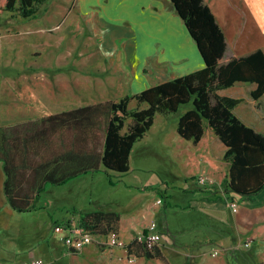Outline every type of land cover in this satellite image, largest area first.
Returning a JSON list of instances; mask_svg holds the SVG:
<instances>
[{
  "label": "crops",
  "instance_id": "obj_1",
  "mask_svg": "<svg viewBox=\"0 0 264 264\" xmlns=\"http://www.w3.org/2000/svg\"><path fill=\"white\" fill-rule=\"evenodd\" d=\"M76 1L79 7L93 18L90 20L93 27H99V25L105 27H120L112 28L115 30L112 34L113 38L116 36L130 37L131 33H133L131 27H156L153 28L154 30H157V27H165L172 34L171 38L177 39L175 41L176 46H187V48L192 49L195 54V57L192 59L195 61L192 63L184 50L183 52L185 54H180L182 57H179L180 59L177 63L167 66L168 71H165L161 80H153L150 77L152 74L150 73L152 65H154L153 68L156 70L159 69L160 64H164V62L159 61V59H157L155 64L152 63L151 68L146 67L144 65L145 63H141L140 66H133V63L127 60L125 63L123 62L127 67H125L121 75L116 76V79H120L122 76L125 77L126 80H132L133 82L129 85L127 84L125 87H118L116 89L117 91H114L115 93H120L118 89L123 91L121 92L123 96L129 93H137L148 86L190 73L204 66V61L199 49L189 34L183 20L175 11L171 0ZM204 1L211 8L217 23L225 35L227 45L225 53L221 58L222 63L234 57L246 55L256 49H261L264 52V19L261 17L264 16V0H258L259 4H257V0ZM261 5L262 7H259ZM117 6H122V9L119 13L115 14L114 11ZM102 7L110 8L109 15L101 11ZM171 42L174 43V41ZM126 43L128 45L129 40H127ZM113 51L114 47L112 48V52ZM30 68L29 66L28 69ZM24 71L25 73L19 74L17 79L29 77V86H37L38 95L34 94L33 91L36 87L29 90L10 89L9 92L11 95H14L9 97V101L16 104L21 100L23 101V98H25L28 100V103L37 101L35 103L40 109H47L48 101L40 97L39 92L47 90L45 93L49 91L54 94L58 92L55 91L57 89L52 87L51 90H49L46 88L44 82L47 76L46 72ZM58 77L62 78L63 75ZM51 79L57 80V74L51 77ZM103 79H107V76L103 77ZM35 80L42 81V83L35 84L33 82ZM73 81L76 82V77L73 78ZM55 85L58 86L56 83ZM253 85L255 86L254 83ZM226 89L227 88L219 90L218 93L243 99L240 103H243L244 100L245 102L247 101L239 95L225 94L224 92ZM261 97L259 99H254L250 96L248 102L256 106L257 103H260ZM55 100L56 99L53 101ZM105 100L111 99L101 98V100L98 101ZM96 102H90L84 105ZM144 105L146 106V104H141L139 106L143 107ZM238 105H236L235 108ZM77 107H80V105L65 108L63 110H55L54 112H50L49 110L47 114L37 119L34 117L22 120L18 119L12 123L0 125V127L16 125L26 122L27 120L29 121V119L39 120L49 114H55ZM190 107L191 106L181 110V113ZM245 122L253 127L250 122ZM163 124L164 126H161L157 130V136H164V131L167 128V124L164 120ZM153 125L151 127H153ZM183 139L185 140L186 138ZM186 140H188V143L185 141V144L187 143V146L190 147L189 150L196 153L197 157L193 158L194 161H192L190 157L185 164L187 166L192 161V166L189 167H195L196 169L189 170V167H187L185 171L173 174L172 178L174 179L170 182L172 186L178 183V185L174 187L182 189V191L185 192L186 202L175 200L173 197L174 194L172 193L173 191L171 192L169 189L170 186L167 184L169 183L167 180L154 177L155 180H148L139 190H131L132 193L130 197L138 198L140 200V207L135 212H132L130 217H123L122 213L117 209L107 208L99 200H96L95 205L97 206L90 208L89 211L102 210L118 212L119 224L115 233L126 244L132 241L138 232L145 230L150 222L154 221L153 216L160 210V206L162 205H165L162 206L163 208H166L167 205L169 207H179L191 212L195 211V215L190 217L192 226H194V229H197L195 234H192L190 238L186 237L184 234L175 235L176 231L175 233L171 232L170 235V230H168L166 226L160 228L157 226L160 235L158 246L163 256L161 258L136 257V260L131 264H264V186L259 192L253 195H241L228 188L229 162L224 158L226 146L211 128H205L201 139L197 143L193 142L192 139ZM160 141L162 143L163 139H160ZM29 172L30 170H24L23 173L25 176H29ZM88 172L71 178L65 183L51 184L49 189L45 188V190L39 193L34 192L33 195L35 197L38 194L36 202L37 208L29 211H18L9 204L6 197L4 190L6 175L3 168V161L0 160V264H30V262L35 259L42 260L46 264H55V261L59 262L60 260L57 259H61L65 253L80 255L85 250H90L91 247H95L96 245L107 249L110 248L98 241H104L111 231L108 233H95L94 236L97 242L95 241L86 245L80 252L68 253L66 252L67 249L64 242L61 240L63 233L55 232L53 229L56 224H65L70 221L78 223V220L69 219L68 214L66 216L63 214L57 215L62 218L53 217L54 214L51 215L48 211L50 205V202L47 201L49 194L48 190L54 188L52 186L63 188L70 183L71 185H77L82 182L84 178H88L86 176H93L96 170ZM110 172L114 171H109L108 173ZM119 174L121 173H118V175ZM200 175H205L213 179V185L199 184L197 182V177ZM143 188L148 190L145 191ZM161 191L166 195L161 196V203L157 204L156 201L159 199L158 194ZM148 192H152L153 197L149 194L141 198V194L144 195V193ZM42 197L44 200H40ZM144 198H146V201L142 200ZM230 201L237 204V211L231 209L229 205ZM33 223L35 225H33ZM38 223L43 227L38 226ZM48 223H50L49 226ZM182 230L185 231V229ZM248 239H250V245L246 248L241 247L242 243ZM113 247L115 248L113 250H116L115 252L117 254L119 252L124 253L122 251L124 247ZM57 251L62 252L61 257ZM214 252L216 253L213 254Z\"/></svg>",
  "mask_w": 264,
  "mask_h": 264
},
{
  "label": "rangeland",
  "instance_id": "obj_2",
  "mask_svg": "<svg viewBox=\"0 0 264 264\" xmlns=\"http://www.w3.org/2000/svg\"><path fill=\"white\" fill-rule=\"evenodd\" d=\"M257 4H259L258 0ZM121 9L122 6H117L115 14L119 13ZM101 11L109 15L110 8L102 7ZM261 17L264 19V16ZM92 19L79 7L76 0H47L39 5L37 16L34 18H24L17 10H5L0 13V125L30 117L37 119L47 114L49 110L54 112L74 106H83L86 103L101 100V98L118 100L123 97V93H121L123 91L118 89L120 93L117 94L115 93L116 89L133 82L122 76L120 79H116V76L121 75L127 67L123 64L127 60L131 61L133 66L145 63L144 65L148 68H151L152 63L155 64L157 59L164 62L156 70L152 65L150 77L153 80H161L165 71H168L167 66L177 63L184 50L188 59L190 58L192 63L195 61L192 60L195 57L193 50L188 49L187 46H184L185 48L181 45L176 46L177 39L171 38L172 34L165 27H157V30L153 29L156 27H131L133 33L130 37L116 36L113 38L112 34L115 30L112 28L120 27H105L103 25L93 27L90 22ZM127 40H129L128 45ZM113 47L114 53L112 52ZM29 66L30 69H28ZM24 70L46 72V80L43 79L46 88L57 89L55 91L58 92L54 94L49 91L45 93L47 90L39 92V96L48 101L47 109L42 110L35 103L37 101L28 103L25 98L16 104L9 101V97L14 95H11L10 89L29 90L36 87L33 91L38 95L37 86H29V77L17 79L19 74L25 73ZM55 74H57V80H52L51 77H54ZM60 75L63 77L59 78ZM106 76L107 79H103ZM74 77H76V82L73 81ZM33 82L35 84L42 83L37 80ZM254 87L249 82H237L234 86L227 88L224 93L239 95L246 99V102L244 100L234 108V113L242 121L250 122L255 130L263 132L264 95L256 106L248 102V98L251 96L250 90ZM54 99L56 100L53 101ZM189 106L191 103H186L181 105L176 112L155 115L153 127L133 145L128 172L118 175L117 172L108 173L104 170H96L93 176H86L88 178H84L77 185L70 183L63 188L52 186L54 188L48 190L47 197V201L50 202L49 213L54 214L55 218H62L58 217V214L65 216L68 214L69 219L78 220L80 214L97 206L95 205L96 200H99L107 208H115L122 213L123 217L128 218L140 207V200L130 197L131 190H139L148 180H155L154 177L167 180L175 200L186 202L185 192L174 187L178 183L172 186L170 182L174 179L172 178L173 174L185 171L187 167L192 166L193 158L197 157L196 153L189 150L188 140H184L177 132L181 110ZM129 107L136 108V100H130ZM163 120L166 122L167 128L164 131V136H157V130L164 126ZM130 121L131 118L126 120L122 131L127 130ZM205 127H207L206 123ZM71 133L72 131L67 133L69 137ZM57 137L58 133L48 140L51 142ZM98 137L101 140L102 131H99ZM160 139H163L162 143ZM56 146L53 144L45 149L51 151ZM31 154L29 153L33 157ZM190 157L192 161L186 166L185 163ZM195 169V167H189V170ZM17 171L20 173L19 169ZM32 180V176L22 178L20 185L24 191L30 192ZM213 183L214 180L211 179L208 185H213ZM50 185L47 184L46 189H49ZM30 193L33 194V191ZM149 194L152 195V192L141 194V198ZM163 195L166 194L162 191L158 194L161 199ZM40 200H44L43 197ZM142 200L146 201V198ZM162 206L153 216L158 228L166 226L170 230V233L168 232L170 235L171 232L175 233L176 231L175 235L184 234L188 238L197 232L190 222V217L195 215V211L191 212L167 205L166 208H163ZM30 219L32 220L31 217ZM33 225L35 224L33 223ZM49 225L50 223H48ZM38 226L43 227L39 223ZM243 243L241 247L246 248ZM126 245L125 243L124 246H121L124 247L122 248L124 253L119 252L118 254L115 252L116 250H113L115 249L113 246L107 249L99 245L85 250L80 255L65 253L61 259H57L60 260L59 262L55 261V264H131L136 260V256L127 252ZM66 252L70 253L67 250ZM57 253L60 257L62 256L61 251H57ZM132 257L133 261H129L128 259ZM42 264L46 263L42 261Z\"/></svg>",
  "mask_w": 264,
  "mask_h": 264
},
{
  "label": "trees",
  "instance_id": "obj_3",
  "mask_svg": "<svg viewBox=\"0 0 264 264\" xmlns=\"http://www.w3.org/2000/svg\"><path fill=\"white\" fill-rule=\"evenodd\" d=\"M46 1L0 0V13L17 10L24 18H34L39 5ZM171 2L195 41L204 66L118 100L99 101L39 120L0 127V160L6 175L4 190L14 209L37 208L38 194L35 197L30 192L39 193L47 184L65 183L91 170L127 172L133 145L151 128L155 115L176 112L186 103H191V107L179 116L178 134L197 143L206 123L226 146L228 188L241 195H253L263 188L264 131L255 130L234 113L241 98L221 95L218 91L237 82H249L255 84L250 95L259 99L264 94V52L256 49L222 63L227 45L225 35L207 3L204 0ZM132 99L137 102L134 109L129 107ZM144 103L145 107L139 106ZM128 118H131L128 128L122 131ZM71 131L69 137L67 133ZM99 131H102L101 140ZM56 133L58 137L50 142L48 139ZM53 144L57 145L55 149H45ZM24 170H30L28 175L33 179L30 192L20 185ZM78 224L92 234L116 232L119 213L86 211L80 214ZM126 248L136 257L163 256L158 245L147 247L135 239Z\"/></svg>",
  "mask_w": 264,
  "mask_h": 264
},
{
  "label": "built area",
  "instance_id": "obj_4",
  "mask_svg": "<svg viewBox=\"0 0 264 264\" xmlns=\"http://www.w3.org/2000/svg\"><path fill=\"white\" fill-rule=\"evenodd\" d=\"M197 182L201 185H206L211 182V179L205 175H200L197 177ZM157 204L161 203V198L157 199ZM229 205L233 211H237V204L233 201L229 202ZM54 231L63 233L61 240L64 242L66 249L71 253L80 252L86 245L92 242H97L94 234L87 231L83 226L79 225L77 222L70 221L65 224H56L54 226ZM159 232L157 230L156 222H150L145 230L140 231L136 234L134 239L145 244L147 247H153L159 244ZM98 242L103 243L107 246H124V241L115 233L110 232L104 239V241L99 240ZM245 247L250 245V240H246L244 243ZM214 252L213 254H215ZM133 257L128 259L133 261ZM30 264H42L39 259L32 260Z\"/></svg>",
  "mask_w": 264,
  "mask_h": 264
}]
</instances>
